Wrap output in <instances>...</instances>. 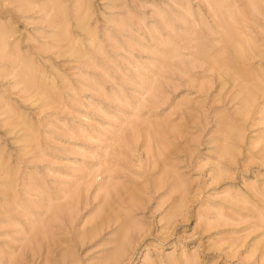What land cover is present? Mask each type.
I'll list each match as a JSON object with an SVG mask.
<instances>
[{
	"label": "rangeland",
	"instance_id": "rangeland-1",
	"mask_svg": "<svg viewBox=\"0 0 264 264\" xmlns=\"http://www.w3.org/2000/svg\"><path fill=\"white\" fill-rule=\"evenodd\" d=\"M0 264H264V0H0Z\"/></svg>",
	"mask_w": 264,
	"mask_h": 264
}]
</instances>
